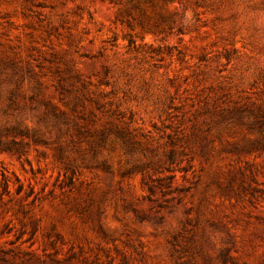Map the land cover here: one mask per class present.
Wrapping results in <instances>:
<instances>
[{
	"label": "rangeland",
	"instance_id": "374dc122",
	"mask_svg": "<svg viewBox=\"0 0 264 264\" xmlns=\"http://www.w3.org/2000/svg\"><path fill=\"white\" fill-rule=\"evenodd\" d=\"M0 264H264V0H0Z\"/></svg>",
	"mask_w": 264,
	"mask_h": 264
}]
</instances>
